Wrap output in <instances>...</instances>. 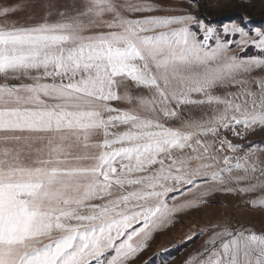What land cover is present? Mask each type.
<instances>
[{"label": "snow or ice", "instance_id": "obj_1", "mask_svg": "<svg viewBox=\"0 0 264 264\" xmlns=\"http://www.w3.org/2000/svg\"><path fill=\"white\" fill-rule=\"evenodd\" d=\"M69 7L24 25L0 5V264H128L197 206L169 205L171 193L264 176V148L207 138L264 128V75H253L264 56L229 55L232 44L264 54V31L232 23L222 37L192 15H143L160 10L144 0ZM189 107L205 111L194 119ZM225 148L243 154L233 163ZM185 264H264V233L212 231Z\"/></svg>", "mask_w": 264, "mask_h": 264}, {"label": "rangeland", "instance_id": "obj_2", "mask_svg": "<svg viewBox=\"0 0 264 264\" xmlns=\"http://www.w3.org/2000/svg\"><path fill=\"white\" fill-rule=\"evenodd\" d=\"M73 0H0V5L15 7L16 11L7 16L9 21H17L20 24H34L48 12H52V19L56 18L58 11L70 10ZM144 2L155 6L158 11L144 13L143 15H192L199 20L215 28L216 32L224 37L223 27L226 24L236 23L254 36V30L264 31V0H144ZM193 30L199 29L193 25ZM202 38V34H201ZM226 39H238V36L225 37ZM214 46V39L209 41ZM229 55H235L242 59L250 56H264L259 49L253 46L241 50L236 44L229 46ZM256 77L264 75V68L256 69L253 72ZM10 83H17L10 81ZM134 95H150L147 89L132 88ZM233 91L235 89H232ZM123 91V90H121ZM220 94V90L217 91ZM112 104L118 107H127L123 102ZM205 109L189 107L184 110L186 116L199 119ZM210 114V113H209ZM178 123V122H177ZM243 138L233 134L232 130L219 129L218 137H207L208 139H226L233 144H238L247 148L249 144L264 148V128L255 126V131L245 130L241 126L236 128ZM219 146V145H217ZM243 154V151L235 153L225 148L222 155H229L235 158ZM259 166L264 167V152H257ZM257 157H252L255 161ZM218 167H223L222 163ZM232 175H244L242 171L234 170ZM250 179L236 183L229 181L220 186L221 190L210 191L205 195L199 193L176 196V200L168 199L169 205L183 203L185 199L197 200V206L186 207L178 210L171 217V222L163 228L155 231L152 238L148 240L147 247L128 261V264H185V261L195 250L207 239L212 231H219L223 227L230 230L249 229L256 234L264 233V206H253L251 201L264 197V188H258L254 192H240L239 189L247 187L249 184L264 181V176L259 172L250 173ZM228 180V174H224ZM206 187L205 185L201 186ZM231 188L235 191L223 189ZM216 225V228L212 226ZM203 235L187 240L193 233Z\"/></svg>", "mask_w": 264, "mask_h": 264}]
</instances>
